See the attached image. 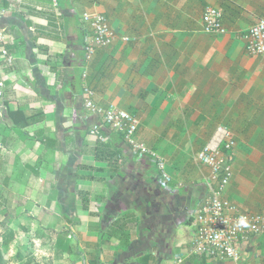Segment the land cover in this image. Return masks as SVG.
Instances as JSON below:
<instances>
[{"label":"crops","instance_id":"1","mask_svg":"<svg viewBox=\"0 0 264 264\" xmlns=\"http://www.w3.org/2000/svg\"><path fill=\"white\" fill-rule=\"evenodd\" d=\"M8 2L0 170L27 175L17 185L32 209L16 222L38 230L34 264H230L191 252L189 212L209 176L196 155L219 146L227 128L236 144L224 197L264 215V55L247 53L240 36L264 17V0ZM207 6L222 11L225 33L202 30ZM83 12L104 14L116 34L89 60ZM84 85L96 104L138 119L135 138L164 158L169 187L147 156L134 158L122 135L85 109ZM96 122L104 141L90 133ZM19 239L15 232L9 244ZM241 253L245 264H264V233Z\"/></svg>","mask_w":264,"mask_h":264},{"label":"built area","instance_id":"2","mask_svg":"<svg viewBox=\"0 0 264 264\" xmlns=\"http://www.w3.org/2000/svg\"><path fill=\"white\" fill-rule=\"evenodd\" d=\"M58 1L51 0V3L56 7ZM80 18L87 24L88 39L84 44V55L89 60L97 48L113 42L116 34L102 13L83 12ZM202 30L207 33L227 31L219 8L207 6L204 9ZM240 36L246 42L247 53L264 55V17L240 33ZM122 39L127 40L126 37ZM82 101L90 114L98 115L109 130L122 135L134 158L142 159L147 156L150 159L158 171L162 186L169 187L173 183V178L166 171L164 158L136 140L139 121L134 115L115 105L104 108L96 104L92 90L86 85L83 86ZM221 130L220 145H206L196 155V159L208 167L209 176L205 182L206 194L203 201L189 212L195 229L191 252L199 256L227 260L230 264H245L241 244L252 234L264 233V215L242 211L224 197V189L233 175V150L236 143L227 128L221 127ZM90 133L100 141L105 140L97 122L92 124Z\"/></svg>","mask_w":264,"mask_h":264},{"label":"rangeland","instance_id":"3","mask_svg":"<svg viewBox=\"0 0 264 264\" xmlns=\"http://www.w3.org/2000/svg\"><path fill=\"white\" fill-rule=\"evenodd\" d=\"M26 2V7L33 8L30 6L32 0H26ZM15 3V1H12L13 9L18 8ZM2 11L4 10L0 6V14ZM25 14L27 15L26 12H24ZM35 40L36 37L33 39L34 43ZM36 168H39V163L36 164ZM26 177L27 175L24 173L18 174L16 167L8 172L0 170V248L3 249L4 254L2 264H34V261H36V252L33 248L34 244H32V236L36 228H34L33 224L24 222H19L18 224L16 222L18 217L25 215L32 209V205L29 203L24 204L21 199V191L18 190L17 185L20 182H24ZM47 191L49 193V190ZM31 193L29 192L30 195ZM15 232L20 236L19 240H21L17 248L9 244L10 237L13 239ZM17 253H20L22 257H17Z\"/></svg>","mask_w":264,"mask_h":264},{"label":"trees","instance_id":"4","mask_svg":"<svg viewBox=\"0 0 264 264\" xmlns=\"http://www.w3.org/2000/svg\"><path fill=\"white\" fill-rule=\"evenodd\" d=\"M0 6L3 10H8L9 9V2L8 0H0ZM25 23L27 26L31 25V21L25 20ZM17 257H22L20 253H17ZM4 260V254H3V249L0 248V264H2Z\"/></svg>","mask_w":264,"mask_h":264}]
</instances>
